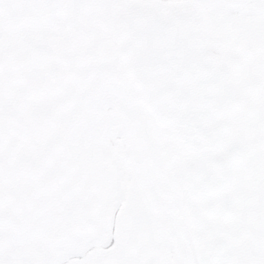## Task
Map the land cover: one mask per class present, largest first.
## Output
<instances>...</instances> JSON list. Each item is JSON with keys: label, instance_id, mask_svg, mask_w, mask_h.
<instances>
[{"label": "snow or ice", "instance_id": "1", "mask_svg": "<svg viewBox=\"0 0 264 264\" xmlns=\"http://www.w3.org/2000/svg\"><path fill=\"white\" fill-rule=\"evenodd\" d=\"M0 264H264V0H0Z\"/></svg>", "mask_w": 264, "mask_h": 264}]
</instances>
